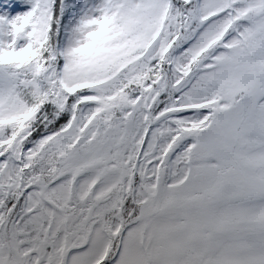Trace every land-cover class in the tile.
<instances>
[{"label": "snow or ice", "instance_id": "1", "mask_svg": "<svg viewBox=\"0 0 264 264\" xmlns=\"http://www.w3.org/2000/svg\"><path fill=\"white\" fill-rule=\"evenodd\" d=\"M0 264H264V0H0Z\"/></svg>", "mask_w": 264, "mask_h": 264}]
</instances>
